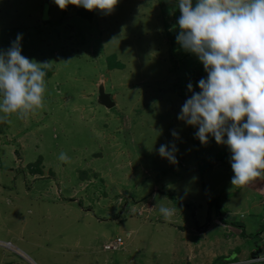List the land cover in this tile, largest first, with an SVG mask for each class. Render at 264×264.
Returning a JSON list of instances; mask_svg holds the SVG:
<instances>
[{
  "label": "rangeland",
  "instance_id": "obj_1",
  "mask_svg": "<svg viewBox=\"0 0 264 264\" xmlns=\"http://www.w3.org/2000/svg\"><path fill=\"white\" fill-rule=\"evenodd\" d=\"M179 16L178 0H119L111 13L0 0V50L22 34V55L51 63L43 106L0 123V240L12 243L0 264H253L264 253V175L233 187L228 146L202 144L178 118L187 85L199 92L207 77L176 40ZM172 143L175 162L158 152ZM161 206L174 210L167 221ZM117 237L124 247L106 250Z\"/></svg>",
  "mask_w": 264,
  "mask_h": 264
},
{
  "label": "clouds",
  "instance_id": "obj_2",
  "mask_svg": "<svg viewBox=\"0 0 264 264\" xmlns=\"http://www.w3.org/2000/svg\"><path fill=\"white\" fill-rule=\"evenodd\" d=\"M54 2L62 10L76 5L111 13L119 0ZM178 8L176 40L198 57L207 72L198 81L199 92L191 83L187 85L192 95L178 118L198 127L195 136L202 144L211 135L218 144L227 145L234 173L231 184L247 185L264 175V0H196L195 4L178 0ZM21 40L22 34H18L11 47L0 50V123L10 122L12 115L25 118L42 107L45 99L46 69L51 63L22 55ZM172 135L178 134L173 130ZM176 151L174 143L171 149L168 144L158 149L161 157L172 162ZM59 159L67 161V154L60 153ZM159 211L167 221L174 210L161 206ZM18 249L22 257L35 262ZM259 255L253 264L264 259V253Z\"/></svg>",
  "mask_w": 264,
  "mask_h": 264
},
{
  "label": "built area",
  "instance_id": "obj_3",
  "mask_svg": "<svg viewBox=\"0 0 264 264\" xmlns=\"http://www.w3.org/2000/svg\"><path fill=\"white\" fill-rule=\"evenodd\" d=\"M11 241H2L0 240V245H5V247H9L11 245ZM124 245V240L122 239V237H117L115 240L111 241L110 243L105 244V248L106 249H121L122 246ZM12 251H19V249L17 247H14ZM261 255H256L254 256L250 261L253 262L254 259L259 258ZM264 262V259H261L260 261H258L257 263H262Z\"/></svg>",
  "mask_w": 264,
  "mask_h": 264
},
{
  "label": "water",
  "instance_id": "obj_4",
  "mask_svg": "<svg viewBox=\"0 0 264 264\" xmlns=\"http://www.w3.org/2000/svg\"><path fill=\"white\" fill-rule=\"evenodd\" d=\"M98 102L109 109L116 105L115 100L112 98V94L106 91L105 85L102 83L98 90Z\"/></svg>",
  "mask_w": 264,
  "mask_h": 264
},
{
  "label": "crops",
  "instance_id": "obj_5",
  "mask_svg": "<svg viewBox=\"0 0 264 264\" xmlns=\"http://www.w3.org/2000/svg\"><path fill=\"white\" fill-rule=\"evenodd\" d=\"M57 202H59L60 204H64L65 201L58 200ZM66 207H68V206L66 205ZM145 208H146V209L148 210V212H150V213H153V212L156 210V206L153 205V204H149V205H147ZM139 213H140V214L142 213V209H140ZM213 221H215V223H216V222L220 223V220L217 219V217H215ZM225 223H226L225 221H222V222H221L222 225H224ZM239 232H241V231L239 230ZM123 247H124V245L122 246V248H123ZM119 250H120V249H119ZM235 262H239V261H234V262H232V263H228V264H236ZM239 263H240V262H239ZM101 264H104V263H101Z\"/></svg>",
  "mask_w": 264,
  "mask_h": 264
},
{
  "label": "trees",
  "instance_id": "obj_6",
  "mask_svg": "<svg viewBox=\"0 0 264 264\" xmlns=\"http://www.w3.org/2000/svg\"><path fill=\"white\" fill-rule=\"evenodd\" d=\"M118 66H120V64H118Z\"/></svg>",
  "mask_w": 264,
  "mask_h": 264
}]
</instances>
